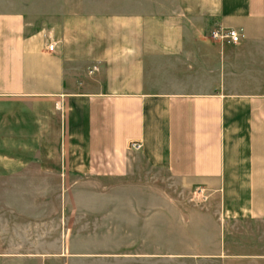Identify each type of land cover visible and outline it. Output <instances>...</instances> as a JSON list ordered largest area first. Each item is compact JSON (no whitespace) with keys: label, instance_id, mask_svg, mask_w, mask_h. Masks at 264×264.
Masks as SVG:
<instances>
[{"label":"crops","instance_id":"obj_1","mask_svg":"<svg viewBox=\"0 0 264 264\" xmlns=\"http://www.w3.org/2000/svg\"><path fill=\"white\" fill-rule=\"evenodd\" d=\"M146 1L119 0V36L85 73L32 32L33 0H0V109L57 115L0 111V135L44 142L54 129L58 172L90 187L153 170L203 190V217L219 228L211 257L222 259L241 236L232 225L264 229V0ZM219 27L240 41L212 40Z\"/></svg>","mask_w":264,"mask_h":264},{"label":"rangeland","instance_id":"obj_2","mask_svg":"<svg viewBox=\"0 0 264 264\" xmlns=\"http://www.w3.org/2000/svg\"><path fill=\"white\" fill-rule=\"evenodd\" d=\"M30 9L32 32H45L85 73L121 31L119 0H33ZM0 111L57 117L55 109ZM0 137V264H264V229L247 222L231 226L241 236L229 238L228 256L211 257L219 228L203 217L201 189L176 187L153 170L90 187L86 176L58 172L54 129L44 142ZM41 147L53 154L43 164Z\"/></svg>","mask_w":264,"mask_h":264},{"label":"built area","instance_id":"obj_3","mask_svg":"<svg viewBox=\"0 0 264 264\" xmlns=\"http://www.w3.org/2000/svg\"><path fill=\"white\" fill-rule=\"evenodd\" d=\"M209 37L215 41L224 40L230 43H238L241 39V35L237 30L221 27L211 30L209 33ZM51 48H53V46H51ZM132 145L137 149L141 147L139 143H133Z\"/></svg>","mask_w":264,"mask_h":264}]
</instances>
